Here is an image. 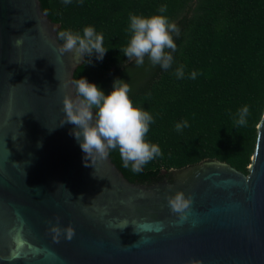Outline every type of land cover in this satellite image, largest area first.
Segmentation results:
<instances>
[{"label": "water", "instance_id": "water-1", "mask_svg": "<svg viewBox=\"0 0 264 264\" xmlns=\"http://www.w3.org/2000/svg\"><path fill=\"white\" fill-rule=\"evenodd\" d=\"M60 28L40 0H0V264H264V116L249 174L205 159L149 184L109 155L85 166L74 126H60L85 55L58 52ZM176 191L192 199L185 221ZM57 217L72 240H54Z\"/></svg>", "mask_w": 264, "mask_h": 264}, {"label": "trees", "instance_id": "trees-1", "mask_svg": "<svg viewBox=\"0 0 264 264\" xmlns=\"http://www.w3.org/2000/svg\"><path fill=\"white\" fill-rule=\"evenodd\" d=\"M41 9L58 30L83 34L92 26L104 35L103 60L85 54L74 80L81 77L107 95L119 78L129 83L133 105L153 116L146 140L159 145L162 156L140 173L131 171L118 149L109 156L131 183H157L168 175L205 159L229 163L244 174L258 142V126L264 116V0H40ZM162 13L180 29L172 33L177 51L172 66H153L147 56L143 66L128 59L121 49L130 39L129 14L150 17ZM57 31V36H58ZM59 40V39H58ZM62 44L63 41L59 40ZM166 51H171L166 49ZM88 61H91L90 63ZM183 65L184 77L175 71ZM192 71L196 79H190ZM248 106L247 123H235ZM187 120L182 131L176 124Z\"/></svg>", "mask_w": 264, "mask_h": 264}, {"label": "clouds", "instance_id": "clouds-1", "mask_svg": "<svg viewBox=\"0 0 264 264\" xmlns=\"http://www.w3.org/2000/svg\"><path fill=\"white\" fill-rule=\"evenodd\" d=\"M64 3L65 5L70 4L71 0H64ZM166 11L167 5H161L159 7L161 15L144 17L129 14L130 39L128 45L121 51L129 60L135 58L136 66L144 65L145 56L149 58L153 66L160 65L165 70L172 66V53L177 51L172 33L178 36L180 29L176 23L170 22L167 16L162 15ZM58 39L63 41L57 49L61 55L71 52L77 57H83L85 54L91 57L95 53L96 59L102 61L108 50L104 47V35L98 33L92 26L85 27L82 35L60 30ZM21 43L22 39L15 40L17 46ZM166 49L171 51H166ZM175 75L180 79L184 77L183 65L176 69ZM196 77L197 72L192 71L189 78L194 80ZM71 83L75 96L66 94L63 97L65 115L60 126L65 124L74 126L70 134L74 136L84 153L85 166H89V159L107 158L111 150L118 149L123 166L128 168L131 164V171L140 173L144 165L162 156L159 145L146 140L149 126L153 123V116L143 108L133 105L129 97L131 91L129 83L119 78L115 79L113 88L107 95L86 78L81 77ZM248 115L249 108L244 106L239 110L235 123L239 126L246 125ZM188 126V121L185 120L177 123L175 127L177 131H182ZM83 198L81 194L77 199L82 201ZM167 202L171 212L177 214L180 221L187 220L186 210L192 203L190 196L186 197L182 191H176L174 195L167 197ZM59 219V217L56 218L57 223L50 229L54 233V240L58 243L62 235L65 239L72 240L75 229L71 225L62 229L59 226ZM122 223L123 227L120 230L129 225L127 221ZM132 225L139 233L150 227L148 224ZM188 264H200V262L193 260Z\"/></svg>", "mask_w": 264, "mask_h": 264}]
</instances>
